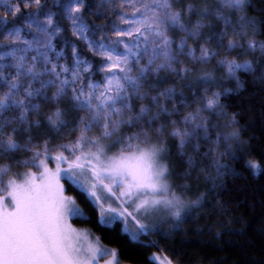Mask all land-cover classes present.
<instances>
[{
	"label": "snow or ice",
	"instance_id": "snow-or-ice-1",
	"mask_svg": "<svg viewBox=\"0 0 264 264\" xmlns=\"http://www.w3.org/2000/svg\"><path fill=\"white\" fill-rule=\"evenodd\" d=\"M84 3L85 0H68L67 3L60 4V7L72 25L73 35L85 41L95 55L104 59L105 65L101 68V71L106 73L104 85L89 83L87 92L83 87L78 89L73 86L81 81V72H88L92 67L88 61L80 58L75 46L72 48L75 70L71 71V79H61L62 74L69 72L66 66H61L60 71H57L55 64L50 68L45 67L42 71L38 70V59H42L45 64L50 63L47 50L51 48L52 36L60 32L50 13L43 22L38 16L26 18L29 28L35 25L37 33H42L47 38L43 44L39 40L35 42L38 55L31 57L32 63L27 62L24 54H17L27 52L33 47L28 41H23L29 46L26 49L12 48L9 51H0V61H4L6 57H11L14 61L11 65L0 62V81L7 86V92L0 95V155L24 147L16 139L18 128L12 126L14 121L4 116L7 111L19 109L18 122L26 124L27 131L33 123H40L39 120H28L29 113L40 110L41 105L34 103L35 100L58 101L67 96L71 88V101L79 109L90 114L80 118L79 136L75 141L60 144L55 155L50 152L47 141L44 142L42 150L31 149L34 156L30 162L43 169L38 176L35 172H28L20 182L14 178L5 182L4 176L7 175L8 168H0V193H3L0 195V264H98L99 258L104 256H110L105 264H121L119 251L102 246L98 237L96 244L81 243L82 240L88 241V236L72 228L69 221L73 218L83 219L86 213L75 197L66 194L65 184L61 181H67L69 187L80 190L89 204L99 208V222L102 226L111 227L117 217L122 218V231L126 232L130 239L138 240L140 234L146 233L150 227H156L143 223L138 215L147 214L161 206L178 208L180 204L179 198L172 191V185L168 182V178L173 174L169 163L165 162L168 159V148L159 137L156 142H152L147 131L142 130L126 138L119 137L113 143V146L120 145L119 151L115 155H108L107 146L101 143V137L90 138L88 133L94 126H99L103 138H110L125 124L134 127L145 123L148 127H153V122L160 118L162 112L168 113V109L161 105V97L171 99L176 95L175 88H166L163 92L148 97L153 106H159L155 112L148 105H140L136 111L130 103V97L135 95L140 100L145 98L141 89L146 77L151 73L167 70L177 76L186 74L187 67H175L181 56L205 64L216 58L219 52L208 46L212 40H216L220 48L224 47L226 38L228 49L241 46L235 35L228 38L229 28H232L234 34L244 37H247L251 30L253 38L247 39V48H259L264 52V41L254 38L261 31L264 21L244 14L246 8L251 6L250 0H218L221 7H201L199 10L190 0L180 10H174V0H121V7L125 4L133 7V16L136 18L126 19L121 15V23L128 27L124 30L117 28V39L107 45L103 42V37L99 41L90 38V34L94 36V30L84 22L81 14ZM20 4L25 8L35 4L39 8L41 0H17L11 7V15L14 17L21 11ZM137 4L139 7H136ZM224 8L240 13L235 25L233 16L225 14L222 10ZM192 14L200 16L195 24L186 22L184 18L185 15ZM212 16L223 21V29L219 35L211 32L205 37L204 42L199 45L197 55L196 47L189 45V38L199 41L201 30L205 27L204 18ZM170 30L179 31L184 35L177 42L169 35ZM0 31H6L9 37L20 38V29L7 31V26H3ZM124 37H132L134 41L142 38L143 43H126ZM120 44H123L124 52L116 54L115 46ZM41 48L44 51H40ZM145 56L148 62L141 64L140 61ZM133 63L138 69L136 75L131 74ZM219 63L226 68L231 78H237L240 71L248 73L255 70L250 61L239 63L235 58H221ZM8 67L15 69L11 80L4 76V70ZM44 75L50 78L42 79ZM24 77L31 78V82L24 89V98H19L21 80ZM201 79L204 83L211 82L209 73H205ZM34 83H38L39 87H33ZM99 87L104 90L96 95ZM49 88H55L51 97L46 94ZM220 96L221 93H213L211 97H205L201 108L193 114L185 115L184 124L187 127L181 129L174 126L169 131L168 134L177 140L181 156L185 155V147L197 138L201 131L203 139H208L210 121L202 117L203 111L227 118ZM94 100L98 102L94 103ZM217 109L220 111L217 112ZM126 113H130L127 118ZM61 116L62 112L57 108L55 113L48 117L49 124L57 131L68 127L67 121L62 120ZM235 122V115L228 119L230 125ZM173 124L175 125V122ZM6 127L11 128L9 133H5ZM154 130L162 136L165 126L161 124ZM238 135V130H234L224 139L227 141ZM219 140L218 136L217 143ZM193 146L197 150L200 147L198 144ZM49 158L56 162L54 170L48 167ZM186 163L189 167H194L192 157L189 156ZM216 163L220 174L218 158ZM249 167L253 172L261 171V167L255 162L250 161ZM86 175L90 180L82 179ZM114 189L119 190V195ZM101 192L105 195L102 196ZM109 197L120 200L122 205L134 206L133 210L129 211L128 207L117 209L111 205L105 207L104 202ZM173 215L179 217L180 213L177 210ZM129 220L135 225L132 231L127 227ZM152 259L160 261V264H172L167 257L161 258L155 253L152 254Z\"/></svg>",
	"mask_w": 264,
	"mask_h": 264
},
{
	"label": "trees",
	"instance_id": "trees-1",
	"mask_svg": "<svg viewBox=\"0 0 264 264\" xmlns=\"http://www.w3.org/2000/svg\"><path fill=\"white\" fill-rule=\"evenodd\" d=\"M16 2L17 0H0V17L3 18L0 19V28L7 26V31L20 29L19 39L9 37L6 31H0V51H9L12 48L26 49L29 46L23 41H28L33 47L27 52L17 54H24L27 62L32 63L31 57L38 55L35 42L39 40L43 44L47 38L42 33H37L35 25L29 28L26 18L38 16L43 22L50 13L60 32L52 36L51 48L47 50L50 63L45 64L42 59H38L36 62L38 70L42 71L45 67L50 68L55 64L57 71H60L61 66H66L69 72L62 74L61 79L65 77L71 79V71L75 70V57L72 54V48L75 46L80 58L88 61L92 67L88 72L82 71L81 81L73 86L78 89L83 87L87 92L89 83L98 86L105 84L106 73L101 71L105 65L104 59L95 55L85 41L73 35L72 25L63 14L60 4L67 3L68 0H59V3L58 0H41L39 8L35 4L28 8L20 4L21 11L14 17L11 15V7ZM188 2L189 0H174V10L184 8ZM190 2L196 5L197 10L201 7H221L218 0H190ZM250 5L244 14L264 21V0H250ZM136 7H139V4ZM222 10L225 14L233 16L235 25L240 13L227 8ZM81 14L84 22L94 30V36L90 34V38L99 41L103 37L106 45L117 39L115 36L117 28L124 30L128 27L121 23V15L126 19L136 18L133 16V7L128 4L121 7V0H85ZM184 18L186 22L195 24L200 16L192 14L185 15ZM204 25L199 41L189 38V45L196 47L197 55H199V45L204 42L205 37L211 32L219 35L223 29V21L215 16L205 17ZM228 34V38L235 35L241 46L228 49L226 38L224 47L220 48L217 46V41L212 40L208 46L216 49L219 55L210 62L205 64L181 56L180 62L175 67H187L186 74L177 76L175 73L161 70L146 77L141 89L145 93V98L140 100L135 95L130 97V103L136 111L140 105H148L155 112L159 106H153L148 97L157 95L166 88L176 90V95L171 99L161 97V105L168 109V113L162 112L160 118L153 122V127H148L145 123L134 127L125 124L110 138H103L99 126H94L88 133L90 138L101 137V143L112 152L119 151V144L113 146L119 137L126 138L142 130L147 131L152 142H156L158 137L162 139L168 148L166 154L168 159L165 162L169 163L173 173L168 180L182 200V204L178 207L179 217L171 216L164 222L154 225L155 228L150 227L146 233L140 234L138 240H132L122 231L120 221L117 219L111 227L102 226L97 208L88 203L80 190L69 187L67 181L63 180L66 193L75 197L86 213L85 218H73L72 222L86 227L95 238H99V244L102 246L117 249L121 262L157 264L150 257V253L158 251L173 264H264V52L259 48L256 50L247 48V39L253 38L251 30L247 37L234 34L232 28L228 29ZM169 35L178 42L184 34L170 30ZM254 38L264 41V25ZM123 39L130 44L143 43L142 38L138 41H134L132 37ZM115 47L116 54L124 52L123 44ZM40 51L44 49L41 48ZM221 58H235L239 63L250 61L255 70L248 73L240 71L237 73L238 79L231 78L226 68L219 63ZM0 62L8 65L14 63L11 57H6ZM147 62V56L140 61L141 64ZM137 70V66L133 63L131 74L136 75ZM205 73L210 74V83H204L201 79ZM14 75V68H5L4 76L8 80ZM41 78L50 77L44 75ZM30 82L31 78H22L19 98H24V89ZM33 87H39V84L34 83ZM103 90V87H99L96 95ZM5 92L7 86L0 81V95ZM54 92L55 88L46 90L49 97ZM213 93H221L220 102L224 105L227 118L203 111L202 117L210 121L208 139H203L201 131L200 135L185 147V155L181 156L177 148V140L168 134L169 131L174 126L181 129L187 127L184 124L185 115L195 113L202 107L205 97H211ZM71 95L69 88L67 96L58 101L35 100L34 103L41 105L40 110L29 113L28 120L33 122L39 120L40 123L39 125L33 123L27 131L25 129L28 126L18 122L19 109L5 112V118L13 120L12 126L18 128L16 139L24 147L0 155V168H8L4 181L15 176L14 174L23 168L34 166L30 162L34 156L31 149L42 150L44 142L47 141L50 152H53L60 144L74 142L79 136V120L90 114L79 109L71 101ZM57 108L62 112L61 119L68 123V127L60 131L48 122V117L52 116ZM219 111L217 109V112ZM127 115L130 113H126L125 118ZM233 115L236 122L230 125L228 119ZM161 124L165 126L162 136L154 130ZM234 130H238V137L225 141L224 137H229ZM10 131L11 128H5V133ZM218 136L219 143H217ZM196 144L200 145L198 150L193 146ZM221 153L223 155H220ZM189 156L194 161V167H189L186 163ZM217 158L220 174L217 169ZM26 161L29 163H25ZM250 161L257 163L261 171L253 172L249 167Z\"/></svg>",
	"mask_w": 264,
	"mask_h": 264
},
{
	"label": "rangeland",
	"instance_id": "rangeland-1",
	"mask_svg": "<svg viewBox=\"0 0 264 264\" xmlns=\"http://www.w3.org/2000/svg\"><path fill=\"white\" fill-rule=\"evenodd\" d=\"M106 151H107V154L108 155H115L118 152V151H113L112 152V151H109L107 149H106ZM51 153H52V155H55L56 154V150L55 151L53 150V152H51ZM55 164H56V162L54 160H52L51 158H49V160H48V167L54 170L55 169ZM41 171H43L42 168H38L36 166L35 167L34 166H29V167H25V168L21 169L19 172H17L16 174H14L15 176H11L10 178H14V179L17 180V182H20V181H22L24 179L26 173H28V172H35V173H37V176H38L39 175V172H41ZM82 179L90 180V177L86 175ZM61 182L63 183V180ZM168 182H169V180H168ZM114 190L117 192V195H119V190L118 189H114ZM172 191L179 198V201H180L179 207H180V205L182 204V200L178 196V193L177 192H175L173 189H172ZM2 194L3 193H0V195H2ZM66 194L69 195V196H71L68 193H66ZM100 194L102 196L105 195V193H103V192H101ZM104 204H105V207H108L109 205H111L112 207H115L117 209H122L124 207H128L129 211H132L133 210V207H134V206H129L128 204H123L122 205L120 203V200H117L115 197H109V198H107L105 200ZM177 210H178V208L169 209V208H165V207L161 206V207H158L157 209H155V210H153V211H151V212H149L147 214H140V215H138V218L141 219V221L143 223H145V224H148V225H158V224L161 223V221L164 222L167 218H169L171 216L175 217V215H173V213L175 211H177ZM97 211H98V217L100 219L99 208H97ZM113 216H116V214H113ZM116 219L120 221V225H121V229H122L124 227V224L122 222V218L117 217ZM69 223L71 224L72 228L76 229L78 232L85 233L88 236V241H83L82 240L81 243H84L85 245L88 242H91L93 244H96L97 243V239L89 232V230L86 227L81 226V225H77V224L73 223L72 220H70ZM127 227H128V229L130 231H132V230H134L135 225L131 222V220H129ZM153 253L157 254L161 258L165 257L162 253H160L158 251H153V252L150 253V257L151 258H152V254ZM109 259H110V256H104L102 258H99L98 264H105V261H107ZM156 263L157 264H160V261L157 260ZM121 264H129V263L121 262Z\"/></svg>",
	"mask_w": 264,
	"mask_h": 264
}]
</instances>
